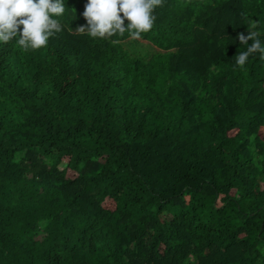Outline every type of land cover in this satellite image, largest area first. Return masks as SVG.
<instances>
[{
	"label": "trees",
	"instance_id": "16d2710c",
	"mask_svg": "<svg viewBox=\"0 0 264 264\" xmlns=\"http://www.w3.org/2000/svg\"><path fill=\"white\" fill-rule=\"evenodd\" d=\"M86 3L0 45V264H264V60L234 61L264 0H164L139 40Z\"/></svg>",
	"mask_w": 264,
	"mask_h": 264
},
{
	"label": "clouds",
	"instance_id": "9594fccd",
	"mask_svg": "<svg viewBox=\"0 0 264 264\" xmlns=\"http://www.w3.org/2000/svg\"><path fill=\"white\" fill-rule=\"evenodd\" d=\"M163 3L164 0H87L82 13L86 25L75 31L92 39L127 33L131 39L139 40L152 30L155 10ZM66 9V0H0V45L13 43L24 51L46 47L50 38L64 31L62 18ZM245 24L248 35L241 33L238 40L247 48L234 58L235 65L241 69L254 54L258 53L259 59L264 60V41L258 38L264 30H256L259 20L251 19Z\"/></svg>",
	"mask_w": 264,
	"mask_h": 264
}]
</instances>
